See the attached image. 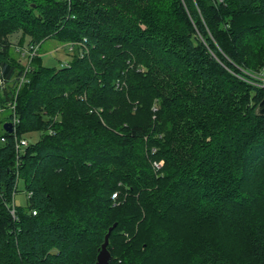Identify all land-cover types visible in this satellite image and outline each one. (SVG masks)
<instances>
[{
	"label": "trees",
	"instance_id": "1",
	"mask_svg": "<svg viewBox=\"0 0 264 264\" xmlns=\"http://www.w3.org/2000/svg\"><path fill=\"white\" fill-rule=\"evenodd\" d=\"M263 70L264 0H0V264H264Z\"/></svg>",
	"mask_w": 264,
	"mask_h": 264
},
{
	"label": "rangeland",
	"instance_id": "2",
	"mask_svg": "<svg viewBox=\"0 0 264 264\" xmlns=\"http://www.w3.org/2000/svg\"><path fill=\"white\" fill-rule=\"evenodd\" d=\"M17 38H18L17 35L12 36L10 38L11 42L14 45L13 47H16V48H17V43H16ZM65 46H66V44H60V43L57 44L54 39H46L45 41H43V43H41L40 48H39V56L41 58L43 65L50 66V67H59L60 65H62L68 58V56L65 55V53H64L65 52V49H64ZM7 113H8V111L5 110L1 114V117L2 118L5 117L7 115ZM37 137H38V134H31V135L27 136L26 138L29 142H31V141L36 140ZM25 202H26L25 189L23 187L22 181L19 180V182L16 185V192L14 195V203L18 206H22L25 204ZM85 247H86V245H85Z\"/></svg>",
	"mask_w": 264,
	"mask_h": 264
},
{
	"label": "water",
	"instance_id": "3",
	"mask_svg": "<svg viewBox=\"0 0 264 264\" xmlns=\"http://www.w3.org/2000/svg\"><path fill=\"white\" fill-rule=\"evenodd\" d=\"M254 113L259 116L260 115L264 116V97L259 101V103L255 107ZM3 129L6 132H9V133L12 132V124L10 122H5L3 124ZM114 226L115 224H113V226L110 227L107 233L105 234L103 243L101 244L98 254L96 256L95 264H109L108 261L110 259V255L106 249V245H107L109 234Z\"/></svg>",
	"mask_w": 264,
	"mask_h": 264
},
{
	"label": "built area",
	"instance_id": "4",
	"mask_svg": "<svg viewBox=\"0 0 264 264\" xmlns=\"http://www.w3.org/2000/svg\"><path fill=\"white\" fill-rule=\"evenodd\" d=\"M69 48L68 49H71L72 48V46L71 45H69L68 46ZM36 48L37 47H34L33 48V50H32V52H30L29 53V56L31 57V56H33V55H35V50H36ZM29 57V58H30ZM249 79H248V83H255L253 80H252V78H255L256 79V85L257 86H259V87H262V88H264V70H263V72L261 71L260 73H256V74H249ZM24 76H22L21 77V80H20V82H19V84H21V82H23L24 81ZM10 109L13 111L14 110V104H11L10 105ZM12 114H13V119H12V121H11V124L13 125L14 123H16V118L14 117V111L12 112ZM12 128H13V126H12ZM27 145V141L25 140V139H21L19 142H17V143H15V150H16V152H19L24 146H26ZM10 213H11V215L14 217V206H12L11 207V209H10ZM32 214H35V211L33 210L32 212H31Z\"/></svg>",
	"mask_w": 264,
	"mask_h": 264
}]
</instances>
